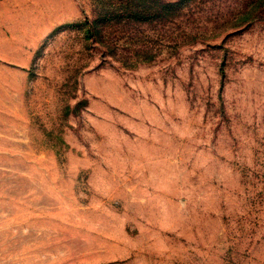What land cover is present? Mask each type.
Masks as SVG:
<instances>
[{
    "label": "rangeland",
    "instance_id": "374dc122",
    "mask_svg": "<svg viewBox=\"0 0 264 264\" xmlns=\"http://www.w3.org/2000/svg\"><path fill=\"white\" fill-rule=\"evenodd\" d=\"M0 264H264V0H0Z\"/></svg>",
    "mask_w": 264,
    "mask_h": 264
}]
</instances>
